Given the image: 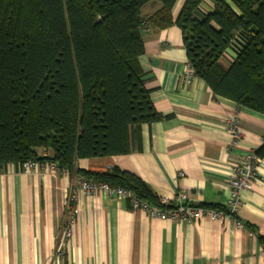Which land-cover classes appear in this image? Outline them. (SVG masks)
<instances>
[{
	"label": "trees",
	"instance_id": "trees-1",
	"mask_svg": "<svg viewBox=\"0 0 264 264\" xmlns=\"http://www.w3.org/2000/svg\"><path fill=\"white\" fill-rule=\"evenodd\" d=\"M152 1L160 6L145 17ZM175 1L0 0V169L51 163L159 205L130 172L74 169L80 158L128 153L131 132L171 116L155 110L143 82L142 32L150 28L177 26L192 74L264 115V0H185L173 19ZM228 50L236 53L225 66ZM254 154L264 159V135Z\"/></svg>",
	"mask_w": 264,
	"mask_h": 264
},
{
	"label": "crops",
	"instance_id": "crops-1",
	"mask_svg": "<svg viewBox=\"0 0 264 264\" xmlns=\"http://www.w3.org/2000/svg\"><path fill=\"white\" fill-rule=\"evenodd\" d=\"M184 1H175L173 19ZM159 6L152 1L142 14ZM142 40L144 86L155 110L171 116L131 132L128 153L80 158L74 169L117 167L138 176L158 197L184 193L193 205L225 206L233 167L263 142L264 115L215 95L192 74L177 26L146 29ZM233 119L236 141L228 123ZM255 172L235 218L190 225L132 210L126 199L102 192L88 197L73 172L42 165L23 172L7 164L0 169V264H264V246L255 234L264 237V159ZM72 193L79 213L58 256Z\"/></svg>",
	"mask_w": 264,
	"mask_h": 264
},
{
	"label": "built area",
	"instance_id": "built-area-1",
	"mask_svg": "<svg viewBox=\"0 0 264 264\" xmlns=\"http://www.w3.org/2000/svg\"><path fill=\"white\" fill-rule=\"evenodd\" d=\"M235 53L236 52L234 50H228L224 53L223 59L226 61L232 60V58L235 56ZM228 123L229 130L235 137L236 141V137L238 136L236 121L233 119ZM235 141H233V144L236 143ZM259 161L260 159L255 156L254 152H249L245 155L244 161L241 165L233 167L230 175V180L228 182L229 193L225 202V207L227 208L228 213H223L219 210L193 205L187 201V195L184 193H177L173 198L160 196L158 197L159 205H154L133 196L128 190L124 188L112 187L105 182L92 181L79 177L77 179V183L79 184V190L86 194L88 197L92 198L96 193L102 192L110 196H116L122 199H126L129 202L132 210H142L151 217L179 221L192 225L203 218L209 220H224L225 218L232 219L233 215H236L239 211L241 205V192L243 190L250 189L252 186V181L256 176V166ZM41 165L45 170L51 172L60 171L55 165L51 163L40 164L33 161L18 165V167L23 172H31ZM67 201L68 216L66 222L62 226L60 243L55 250L58 256L63 255V243L67 238L70 237L71 228L76 216L79 213L78 206L72 204L74 203V201H76V195L73 193L69 194ZM169 204H172L173 207L164 208L160 206H166Z\"/></svg>",
	"mask_w": 264,
	"mask_h": 264
}]
</instances>
